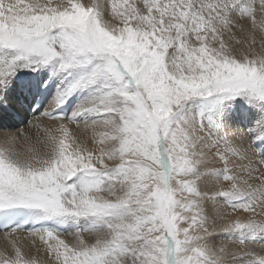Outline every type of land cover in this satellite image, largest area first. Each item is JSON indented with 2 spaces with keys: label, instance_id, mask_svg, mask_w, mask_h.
<instances>
[{
  "label": "snow or ice",
  "instance_id": "6c2138e0",
  "mask_svg": "<svg viewBox=\"0 0 264 264\" xmlns=\"http://www.w3.org/2000/svg\"><path fill=\"white\" fill-rule=\"evenodd\" d=\"M0 225V264H264V0H0Z\"/></svg>",
  "mask_w": 264,
  "mask_h": 264
},
{
  "label": "bare ground",
  "instance_id": "6f19581e",
  "mask_svg": "<svg viewBox=\"0 0 264 264\" xmlns=\"http://www.w3.org/2000/svg\"><path fill=\"white\" fill-rule=\"evenodd\" d=\"M22 78H27V77H22ZM52 91H53L52 89H49V90H48L49 98H50V96H51V92H52ZM78 100H79V97H74V98H73V100L71 101V108H72V107L78 102ZM28 115H30V113H25L23 116H21V117H19L18 119L12 121V122H11L12 125H13L14 127H18V126L23 122V120L27 118ZM29 118H31V117H29ZM72 127H73V129L75 128L74 125H73ZM20 235H27V233H26V232H24V233H20Z\"/></svg>",
  "mask_w": 264,
  "mask_h": 264
}]
</instances>
